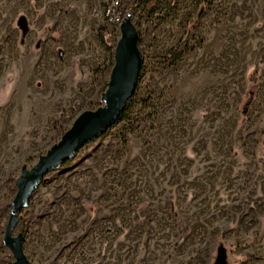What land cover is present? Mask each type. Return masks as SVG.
I'll list each match as a JSON object with an SVG mask.
<instances>
[{
    "label": "rangeland",
    "instance_id": "374dc122",
    "mask_svg": "<svg viewBox=\"0 0 264 264\" xmlns=\"http://www.w3.org/2000/svg\"><path fill=\"white\" fill-rule=\"evenodd\" d=\"M107 1L0 0V264L21 167L102 105ZM130 5L124 116L44 176L14 235L30 264H264V0Z\"/></svg>",
    "mask_w": 264,
    "mask_h": 264
},
{
    "label": "water",
    "instance_id": "95a60500",
    "mask_svg": "<svg viewBox=\"0 0 264 264\" xmlns=\"http://www.w3.org/2000/svg\"><path fill=\"white\" fill-rule=\"evenodd\" d=\"M119 33L114 48V64L106 89L100 96L102 105L95 110L81 112L60 139L46 153L38 155L32 166L24 164L21 167L2 236V243L13 256L10 264H30L24 253L22 233L14 235L13 231L19 221L20 211L29 205L41 180L61 164L72 160L84 144L95 140L112 126L135 93L141 69L138 32L132 20L126 18L120 25Z\"/></svg>",
    "mask_w": 264,
    "mask_h": 264
},
{
    "label": "built area",
    "instance_id": "2783aa9c",
    "mask_svg": "<svg viewBox=\"0 0 264 264\" xmlns=\"http://www.w3.org/2000/svg\"><path fill=\"white\" fill-rule=\"evenodd\" d=\"M130 8L131 5L128 0H108L100 16L102 26L119 32L121 23L126 18L132 19Z\"/></svg>",
    "mask_w": 264,
    "mask_h": 264
},
{
    "label": "trees",
    "instance_id": "16d2710c",
    "mask_svg": "<svg viewBox=\"0 0 264 264\" xmlns=\"http://www.w3.org/2000/svg\"><path fill=\"white\" fill-rule=\"evenodd\" d=\"M135 0H130V4H132ZM109 33L107 32L106 28L105 27H102V28H99L98 30V38L99 40L107 47H110V44L107 42V37H108ZM183 55V52H180V53H175V51H170L168 52L166 55H165V58L167 59V63L170 67H173L175 66L181 56ZM142 67V65H141ZM140 73H141V69H140ZM124 112L121 113L120 118H122L124 116Z\"/></svg>",
    "mask_w": 264,
    "mask_h": 264
}]
</instances>
